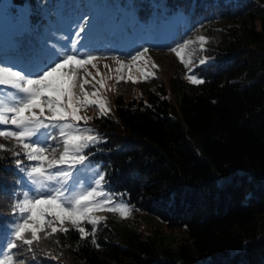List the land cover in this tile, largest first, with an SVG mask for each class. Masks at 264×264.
<instances>
[{
  "label": "trees",
  "instance_id": "trees-1",
  "mask_svg": "<svg viewBox=\"0 0 264 264\" xmlns=\"http://www.w3.org/2000/svg\"><path fill=\"white\" fill-rule=\"evenodd\" d=\"M11 1L28 3V20L55 41L63 37L68 52L81 57H129L145 47L132 46L140 35L184 13L182 30L148 49L204 36L203 53L213 60L192 69L202 84L171 79L180 114L156 91H164L158 84L144 86L147 101L118 96L114 114L95 119L104 140L89 148V159L101 164L111 192L159 220L164 232L113 231L100 222L94 238L81 239L70 226L22 257L13 250L14 258L24 264H264V0ZM42 5L55 12L48 15ZM21 177L0 151V235L11 231L12 206L28 190ZM83 227L91 232L87 222ZM176 230L183 235L173 246Z\"/></svg>",
  "mask_w": 264,
  "mask_h": 264
},
{
  "label": "snow or ice",
  "instance_id": "snow-or-ice-1",
  "mask_svg": "<svg viewBox=\"0 0 264 264\" xmlns=\"http://www.w3.org/2000/svg\"><path fill=\"white\" fill-rule=\"evenodd\" d=\"M80 32H84V28ZM198 40L202 51L207 38L200 36ZM192 43L189 40L171 49L189 72H192L189 68L192 60L186 59L184 52ZM147 52V48L137 51L127 64L118 57L113 59L120 65V70H130ZM100 58L96 55L81 57L73 52L46 64L36 73L0 66V86L13 90L6 93L7 99H0V125L14 126L13 129H0V137L14 139L20 151L6 149L3 144H0V150L11 151L15 157L24 155L29 165L21 167L24 164L21 159H16L15 164L26 173L33 186L31 194L25 192L23 198L12 206L17 219L11 231L0 235V264H24L22 258H14L13 250H19L22 257L25 250L32 252L33 245L42 239L50 238L57 232L67 234L69 229L64 227L65 222L78 231L81 239L89 235L94 238L97 225L105 219L96 216V212L119 213L122 217L131 212L127 204L114 202L111 195L104 191L106 181L103 174L77 190L81 169L88 166L85 149L100 139L93 129L79 126L78 122L84 119L78 114L79 110L90 105H96L102 114H107L108 110L103 101L89 99L85 85L91 82L87 78L79 84L82 96L75 95L73 88L78 71L83 69L87 76H91L86 66L96 68L93 62ZM206 62V59H200L199 64ZM149 75L144 73L145 78ZM118 79L124 80L125 77ZM187 79L192 84L204 83L195 74L188 75ZM126 80L136 82L131 74ZM92 95L98 93L93 92ZM53 129L58 130V137L50 135ZM50 139L58 141L59 146L49 144ZM83 222L92 226L91 232L81 226Z\"/></svg>",
  "mask_w": 264,
  "mask_h": 264
},
{
  "label": "rangeland",
  "instance_id": "rangeland-1",
  "mask_svg": "<svg viewBox=\"0 0 264 264\" xmlns=\"http://www.w3.org/2000/svg\"><path fill=\"white\" fill-rule=\"evenodd\" d=\"M47 1L49 2L50 0ZM36 2H45V0H36ZM41 9L44 11L48 9L50 10V7L42 5ZM52 12L54 13L55 11H49L47 14L52 15ZM186 16L187 15L184 13H179L178 16H171L166 22L159 25L157 32H155L154 29L148 30L145 35L139 36V40H134L132 46L141 45L143 43L145 44V47L138 50L143 51L144 48L148 49L153 43H156L161 47L166 45L176 33L177 29L179 27L180 29L184 27ZM137 31L139 32V29H137ZM198 37L200 36L193 35L182 43H178L181 45L186 41H193V43L189 45V49L184 52L185 58H191L192 60V63L189 64V68L191 69L201 65L199 64L200 59H206L207 61L201 66H205L213 61L203 53V50L201 51V42L198 40ZM171 49L172 48L168 50L148 49V52L141 60L137 61L136 65H133L130 70L129 68L120 70V65L115 59H113V57H101L93 62L96 64V68H93L91 65L86 66L87 71L91 73V76H87L83 69L78 71L75 87L73 88L74 94L82 96L79 84L87 78L91 82L89 85H85V91L89 94V99L103 101L105 108L108 110L107 114H102L96 105L81 107L79 110L78 114L84 118L78 122L79 126L93 129L94 134H97L100 137L99 141L90 147L95 146L104 140L103 133L100 132L95 119L114 114L115 100L118 96H122L126 100L131 97L139 99L142 96L143 99L147 101L145 92H143V88L146 85H150L151 88H156L158 84H162L164 91L157 88L156 91L162 97L167 98L173 105L175 111L180 114L178 90L171 79L175 77L184 84L194 86L195 84H192L187 79L188 75L194 73L189 72V69L184 67V64L180 62L179 57H177ZM54 53H56V56L59 58H62L65 54H70L63 37L55 41L52 38V32H40L38 26L32 24L28 20V3L21 5L14 4L11 0H0V66L12 67L13 70L23 71L25 73H36L44 68L46 64L53 61ZM135 54H129V57H117L127 64L130 57ZM105 65H107V67H105ZM140 69H143V71ZM144 73H149L150 75L145 78ZM129 74L133 76L136 81L135 83L126 80V77ZM121 76L125 77V79L119 80L118 78ZM93 77L95 78L94 80ZM101 83L103 84V87H101ZM10 91L13 90L0 86V99H7L6 93ZM93 92H97L98 95L93 96ZM45 114L47 115V112ZM173 116L175 115L173 114ZM13 128L14 126L12 125H0V129ZM50 135L58 137V130H50ZM187 137L189 139L191 138L190 135H187ZM48 143L54 147L59 146L58 141L56 140L50 139ZM0 144L5 145L6 149L20 151V148L16 146V141L14 139L6 140L0 137ZM190 146L194 152L200 156L203 155L201 150L194 146L192 142L190 143ZM89 148L85 149V154L88 155V166L81 169L80 185L77 190H81L83 187H86L88 183L94 182L99 175H104L101 164L92 162L89 159V155L92 153L89 151ZM0 151L4 152L6 156L12 158L15 168L21 172V180L23 183L29 184L28 190L25 192L31 194L30 188L33 186L28 180L26 173L17 168L15 160L21 159L24 161V164L21 167H27L30 162L26 160L23 154L19 157H15L12 155L11 151ZM104 191L111 195L114 202L127 204L131 209L130 214L126 217L120 216L119 213H109L106 211H98L95 213L96 216L104 217L105 219L101 222L105 225H109L113 231L120 230L122 227H127L130 231H137L140 234L153 233L154 229L158 230L160 228L162 229L161 232H164V227L159 220L147 214L137 206L128 203L121 194L111 192L107 187V182L104 183ZM107 217L112 218L114 226L108 224ZM48 218L50 219L51 217ZM83 223L81 226H83ZM56 226L59 227V224ZM70 226L71 225L68 222H65L64 227L68 228ZM171 235L173 236L172 245L175 246L180 238H182L183 233L176 230L173 233L171 231Z\"/></svg>",
  "mask_w": 264,
  "mask_h": 264
}]
</instances>
